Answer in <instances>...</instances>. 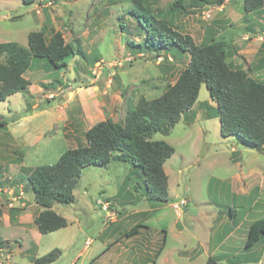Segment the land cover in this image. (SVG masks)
I'll return each instance as SVG.
<instances>
[{
    "label": "rangeland",
    "instance_id": "rangeland-1",
    "mask_svg": "<svg viewBox=\"0 0 264 264\" xmlns=\"http://www.w3.org/2000/svg\"><path fill=\"white\" fill-rule=\"evenodd\" d=\"M144 1L152 13L165 16L174 0ZM130 5L126 0H36L27 6L23 0H0V43L27 47L28 35L48 25L47 40L52 27L81 50V55L61 69H49L47 62L34 60L33 68L24 75L31 83L26 91L0 101V114L10 121L5 129L0 128V264H34L54 249H60L61 255L50 264H152L163 231L168 235L167 249L158 264H189L186 260L199 251L197 240L208 237L207 229L198 226L206 221L209 228L219 212L223 215L225 211L229 226L248 213L251 218L264 217V148L249 149L236 137L221 134L219 118L212 116L205 103L214 109L217 106L202 85L194 105L195 119L183 117L169 135L158 133L151 138L165 141L175 150L164 165L169 203L159 207L149 221L150 241L160 239L158 246L117 234L107 247L98 238L106 221L110 222L108 212L131 213V196L137 204L146 198L142 171L116 161L107 167H86L74 191L75 201L54 205L53 210L67 219V228L50 234L38 231L33 220L41 209L27 180L31 172L56 163L67 150L85 146V133L95 124L124 122L141 98H158L189 64V55L182 52L159 51V55L145 51L147 39L127 12ZM167 19L197 45L225 41L229 66L249 71L264 82V40L260 39L264 38V6L246 14L243 0H225L220 7L206 6ZM120 23H127V28L121 30ZM130 42L141 45L140 50L132 52ZM83 54L97 62H86ZM122 199L132 203L124 205ZM252 200L260 203L249 209ZM100 202H108L109 207ZM146 203L148 206L150 201ZM184 209L196 223L191 228L187 214L178 232L176 215L185 214ZM128 221L127 233L135 219ZM249 224L245 219L243 229L220 252L237 256L239 264H258V256L259 264H264L263 242L245 250L244 231ZM89 240L92 242L87 243ZM125 242L128 244L118 252L117 244ZM145 247H149L147 252ZM181 251L187 255L178 256ZM200 257L193 264H204ZM221 264L229 263L224 260Z\"/></svg>",
    "mask_w": 264,
    "mask_h": 264
},
{
    "label": "trees",
    "instance_id": "trees-1",
    "mask_svg": "<svg viewBox=\"0 0 264 264\" xmlns=\"http://www.w3.org/2000/svg\"><path fill=\"white\" fill-rule=\"evenodd\" d=\"M131 2L127 12L131 14L147 39L146 49L160 55L163 52H182L189 55L188 66L179 73L174 84L155 99L141 98L129 110L124 122H100L86 133L87 144L65 151L54 164L36 167L27 177L40 213L34 217V224L41 234H50L68 227L66 218L53 210L56 203L72 204L74 191L86 167H107L113 161L130 163L139 168L143 175L147 193L145 200L159 208L169 203L168 176L164 165L175 153L165 141L151 140L155 134L169 135L183 117L195 119L196 104L202 85L209 91L216 109L208 103L205 106L212 116L220 120L224 137H236L249 149L264 148V82L243 69L231 68L228 64L227 43L211 40L197 45L192 36L183 34L169 24V15H188L206 6L220 7L225 0H174L167 15L152 13L144 0ZM36 0H23L27 6ZM264 6V0H243L246 14ZM125 13V12H123ZM122 19V18H120ZM50 23V21H48ZM127 23H120L125 30ZM52 36L47 40L48 25L28 35L27 47L15 42L0 43V101L26 91L30 81L24 75L33 68L34 60L47 62L46 68L61 69L68 66V60L81 55L77 45L66 42L60 31L52 27ZM138 52L141 45L133 46ZM143 46V44H142ZM83 59L92 65L97 60ZM171 68H174L172 65ZM9 119L0 114V128L5 129ZM140 187V185H139ZM232 214V213H230ZM141 225H136L125 237L138 234ZM165 233V231H163ZM264 243V217L254 221L248 230L245 249L251 250ZM166 246L163 238L157 257ZM61 255L60 249L35 259L34 264H50ZM216 256H209L206 264H221Z\"/></svg>",
    "mask_w": 264,
    "mask_h": 264
},
{
    "label": "crops",
    "instance_id": "crops-1",
    "mask_svg": "<svg viewBox=\"0 0 264 264\" xmlns=\"http://www.w3.org/2000/svg\"><path fill=\"white\" fill-rule=\"evenodd\" d=\"M236 184H237V181H236L235 185ZM128 195H130V190H128ZM239 198H240V200L242 202H244L243 201L244 199H242L243 197H239ZM136 199H137V197H136ZM131 200L134 202V204H130V203H132V201H128V200H127V202L123 203V199H122V203L124 205H126V204L133 205V210L131 211V213L124 212V213L118 214L115 209H112V211L107 213L108 215H111L109 217V218H111L110 222H109V220L106 221L105 229H103L102 232L98 235V238L102 239V243L104 245H106L107 247H109L113 243L112 240L110 241L111 238H114L117 234L124 235V234L127 233L128 226L130 225L128 220L133 218V219H135L134 226L139 224V225H141V228L139 229L137 235H135L133 237H130L132 239H130L129 241H131V240H139V241H141L142 245L144 243L146 245L152 243V246H155V245L158 246L159 242H160V239H155L154 240V238H153V240L150 241L151 238H150V234H149V232H150L149 221L152 220L153 217H155L156 211L157 210L159 211L160 208H157V209L156 208H152V206H150V204H148V206H147L146 200H143V199H142L143 200L142 203L137 204L138 201H136L133 198V196H131ZM259 203L260 202L258 200L250 201L249 209H251L252 206H254L256 208ZM141 204H142V206H141ZM103 210L106 211V209H103ZM184 212H185V214L184 213L181 214V213L178 212L177 215H176L177 216V221L175 222L176 223L175 224V228H176V230L178 232H181L180 230L183 229V225L180 222H182V220L185 219V216L187 214H188L187 215V219H188L189 226L192 228V227H194V225L196 223V220H194V218L189 215V211L187 209H184ZM236 213H238V212H236ZM250 214L251 213L245 214V216H242L240 219L235 220L229 226V224L227 223V220H226L225 211L223 212V215H221V212H219V214L216 217H212V221H211V223L209 225V228H206V221H205V224L199 225L198 229H201V230L203 228H205V230L207 229L206 232H204V233L205 234L207 233L208 237H207V239L204 238L203 240H200V239L197 240V243H198L197 247H199L198 248L199 251H197L196 256L188 258L186 260V262H188L189 264H193L198 259L200 260L201 259L200 255H202L203 256V262L202 263L206 264V261H207L208 257L211 256V255H214V256H216V257H218L220 259L219 260L220 263H222L224 260H226L227 263H229V264H239L240 261H239V258L237 256L228 257L224 253L220 252V250H223L224 245L233 236V234L236 235L240 230L243 229V227L245 225V219H247V221L250 222V224L248 226V227H250V225L254 221H256L257 219L260 218V217L251 218ZM126 221H128V224L126 226H122V225L125 224ZM186 225H187V223H186ZM132 228H130V229H132ZM213 230H215V232H213ZM248 230L249 229L247 228L244 232L246 234H248ZM201 234H202V232H201ZM104 235L108 239L107 242H105V239L103 237ZM164 236H165V240H166L165 249L163 250V252L159 256V258L158 257L155 258V259L153 258V260L151 262L152 264H158L162 260V258L164 257L165 251L167 249V236L168 235H167L166 231L164 233ZM164 236H162V239L164 238ZM162 239H161V241H162ZM246 240H247V237H246ZM246 240H244V247H245ZM149 241H150V243H149ZM89 242L91 243L92 241L89 240L87 243H89ZM125 244L127 245L128 243L125 242V243H118L117 244V245H119L118 252L121 251L120 247L122 245L125 246ZM85 245L87 246L88 244H85ZM147 250H149V247H145L144 248V251L147 252ZM195 250H197V249H195ZM245 250H247V249H245ZM180 254H182L183 256L187 255V253L183 252V251L178 253V256ZM258 260L259 261L257 263L259 264L260 263V257L259 256H258ZM255 261H257V259H255ZM146 262H144L143 264H145ZM149 262L150 261H148V263Z\"/></svg>",
    "mask_w": 264,
    "mask_h": 264
},
{
    "label": "built area",
    "instance_id": "built-area-1",
    "mask_svg": "<svg viewBox=\"0 0 264 264\" xmlns=\"http://www.w3.org/2000/svg\"><path fill=\"white\" fill-rule=\"evenodd\" d=\"M261 40H264V38H260ZM100 204H104L103 202H100ZM181 205H187V201H181ZM104 206H106V207H104ZM104 208H108L109 207V203L108 202H105V204H104ZM174 208H178V205L177 204H175L174 205Z\"/></svg>",
    "mask_w": 264,
    "mask_h": 264
}]
</instances>
